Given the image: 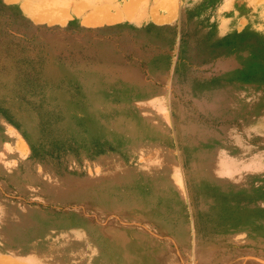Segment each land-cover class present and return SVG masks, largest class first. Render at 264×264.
I'll list each match as a JSON object with an SVG mask.
<instances>
[{"label":"rangeland","instance_id":"374dc122","mask_svg":"<svg viewBox=\"0 0 264 264\" xmlns=\"http://www.w3.org/2000/svg\"><path fill=\"white\" fill-rule=\"evenodd\" d=\"M132 1L0 0V258L264 264V0Z\"/></svg>","mask_w":264,"mask_h":264},{"label":"crops","instance_id":"0c3cea01","mask_svg":"<svg viewBox=\"0 0 264 264\" xmlns=\"http://www.w3.org/2000/svg\"><path fill=\"white\" fill-rule=\"evenodd\" d=\"M243 86H246V84H244ZM248 88L250 90L251 88L250 83L248 84ZM254 96L255 95L251 96L250 91H249L248 99L246 98L244 99V101L248 103L249 110L251 107V102L252 103L255 102ZM251 98H252V101H251ZM168 202H169L168 206L167 205H160V206L154 205V199L152 197L151 204L143 205V206H140V204H138L137 210L135 209L132 212H130L133 214V216L131 219L127 218L126 220L128 223H131L129 225L141 224V223L143 224L141 226L142 228L137 229L133 226V227H128V229L126 230L128 239L131 240L132 242L130 241H127L126 243H124L123 241L120 242L119 238L116 241L114 242L111 241V243L106 244V245H103L97 242L93 243L92 241H89L88 246H89L90 256L92 257V260L95 262L97 261V259L101 261L98 255L106 256L107 259H104V261L109 260L108 259V254H109L114 258H118L119 260H125V263H127L126 259H129L136 255L137 249L135 247V243L133 242L134 241L133 239L136 238V236L144 235L145 239L150 240L153 238L151 236H153L154 232L158 231V228H155V223H158L160 221L164 223L168 222L169 224L167 223L165 224L170 226L171 222H176V218H177L176 217V213H177L176 200L174 198L173 206L172 204H170L171 203L170 200ZM167 235L169 234H166L165 236ZM118 259H112V260H118ZM98 264H101V262Z\"/></svg>","mask_w":264,"mask_h":264},{"label":"bare ground","instance_id":"6f19581e","mask_svg":"<svg viewBox=\"0 0 264 264\" xmlns=\"http://www.w3.org/2000/svg\"><path fill=\"white\" fill-rule=\"evenodd\" d=\"M133 1L135 2V1H137V0H133ZM133 1H132V2H133ZM134 2H133V4H134ZM127 4H128V3H127ZM126 8H127V7H126ZM128 8H129V7H128ZM123 9H124V7H123ZM131 9H132V8H131ZM100 11H101V10H100ZM127 11H128V9H127ZM129 11H130V10H129ZM129 11H128V12H129ZM132 11H133V10H132ZM117 12H118V11H117ZM102 13H103V12H102ZM129 13H130V12H129ZM92 14L94 15V13H92ZM92 14L90 13V15H92ZM101 15H102V14H101ZM131 15H132V14H131ZM108 16H109V15H108ZM118 17H119V16H118ZM126 17H127V16H126ZM9 260H10V259H9ZM13 262H14V261H13ZM15 263H16V262H15ZM15 263H14V264H15ZM17 263H18V262H17ZM0 264H12V263H11V262L8 263L7 261L2 260V259L0 258Z\"/></svg>","mask_w":264,"mask_h":264}]
</instances>
